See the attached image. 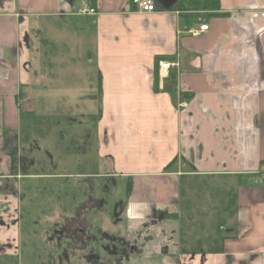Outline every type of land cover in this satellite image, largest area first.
<instances>
[{"label": "crops", "instance_id": "obj_1", "mask_svg": "<svg viewBox=\"0 0 264 264\" xmlns=\"http://www.w3.org/2000/svg\"><path fill=\"white\" fill-rule=\"evenodd\" d=\"M153 3L142 12L132 0H0V191L7 137L16 135L8 127L33 96L29 20H76L77 33L61 35L92 47L96 89L92 76L82 81L100 97V154L111 176L126 179L127 236L139 234L149 256L137 264H264V0H220L219 9ZM79 6L96 13L77 15ZM201 24L205 31L188 32ZM157 56L177 65L155 82ZM180 175L230 184L235 226L219 234L218 249L212 237L205 248L181 238Z\"/></svg>", "mask_w": 264, "mask_h": 264}, {"label": "rangeland", "instance_id": "obj_2", "mask_svg": "<svg viewBox=\"0 0 264 264\" xmlns=\"http://www.w3.org/2000/svg\"><path fill=\"white\" fill-rule=\"evenodd\" d=\"M29 24L26 39L30 44L28 73L33 96L28 101L30 110H22L16 126L8 127L16 134L21 159V178L15 183L13 235L20 261L39 252L40 234L54 227L56 212L71 216L91 195L104 201L101 207L88 210L91 232L128 234V218L122 212L121 220L115 213V207L122 205L123 211L127 204L126 179L101 177L110 172L97 136L100 97L90 93L82 81L92 76L96 89L97 73L89 61L92 47L87 38L80 45L61 35L63 31L77 33L76 20L41 17L31 18ZM175 190L181 238L196 247L202 240L205 248L212 237L214 249H218L215 240L219 234L235 226L236 206L230 184L207 176L180 175ZM219 226L224 230L218 231Z\"/></svg>", "mask_w": 264, "mask_h": 264}, {"label": "flooded vegetation", "instance_id": "obj_3", "mask_svg": "<svg viewBox=\"0 0 264 264\" xmlns=\"http://www.w3.org/2000/svg\"><path fill=\"white\" fill-rule=\"evenodd\" d=\"M9 153V173L6 190L0 191V264H137L143 255V243L139 242L140 235L134 238L120 235H109L103 230L98 234L91 232L92 216L88 210L101 207L103 200L93 195L89 196L74 211L71 216L60 215L52 220L54 227L50 232L40 234V249L31 255H26L22 261L15 253L14 226L16 224L17 197L15 183L21 178L19 174L20 157L16 135L7 137ZM101 177L115 181V177L104 173ZM12 179V180H9ZM120 204V203H118ZM122 205L115 207V213L122 220ZM167 213L158 212L161 218H167ZM94 217V216H93ZM147 242V241H146ZM31 249V247H30ZM33 251V250H32ZM202 264V261H199ZM189 264V262L184 263Z\"/></svg>", "mask_w": 264, "mask_h": 264}, {"label": "built area", "instance_id": "obj_4", "mask_svg": "<svg viewBox=\"0 0 264 264\" xmlns=\"http://www.w3.org/2000/svg\"><path fill=\"white\" fill-rule=\"evenodd\" d=\"M132 3L136 7L137 10L142 12H152L155 10V6L153 3V0H132ZM96 11L92 7L88 6H79L75 14L77 15H92L95 14ZM206 24H201L198 28V30H188L193 35H197L200 32H203L207 29ZM177 65L176 61L168 60L164 58H160L157 60V78L158 80H162L169 76L171 68L175 67ZM181 105V103L179 104Z\"/></svg>", "mask_w": 264, "mask_h": 264}, {"label": "trees", "instance_id": "obj_5", "mask_svg": "<svg viewBox=\"0 0 264 264\" xmlns=\"http://www.w3.org/2000/svg\"><path fill=\"white\" fill-rule=\"evenodd\" d=\"M92 3H95L96 0H89ZM163 1V0H160ZM175 2H178V5L182 9H186L187 7L191 6H198L201 5L203 8H212V9H219L220 7V0H174ZM160 58H164L162 56H157L156 57V63L157 60ZM170 58V57H168ZM157 71H155V82L157 81ZM174 162V159L170 162V165ZM170 165L166 166L168 168ZM129 185L127 186V192L129 193ZM166 217L172 218L173 215L167 214Z\"/></svg>", "mask_w": 264, "mask_h": 264}]
</instances>
